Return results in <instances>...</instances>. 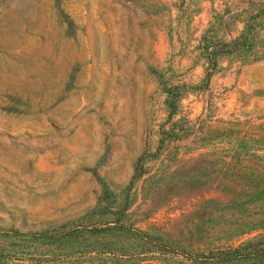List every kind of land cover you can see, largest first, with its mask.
Segmentation results:
<instances>
[{
  "label": "rangeland",
  "instance_id": "obj_1",
  "mask_svg": "<svg viewBox=\"0 0 264 264\" xmlns=\"http://www.w3.org/2000/svg\"><path fill=\"white\" fill-rule=\"evenodd\" d=\"M170 6L0 0L7 264H264V7L226 48L223 119L159 45Z\"/></svg>",
  "mask_w": 264,
  "mask_h": 264
},
{
  "label": "crops",
  "instance_id": "obj_2",
  "mask_svg": "<svg viewBox=\"0 0 264 264\" xmlns=\"http://www.w3.org/2000/svg\"><path fill=\"white\" fill-rule=\"evenodd\" d=\"M174 19L171 37L160 31L159 45L177 47V67L184 72V82L206 86L189 95L190 100L204 102L210 94L218 93L214 118L225 119L231 112L235 72L232 56L221 55L209 78L206 77L208 58L202 52L206 43H229L239 38L249 24L250 14L264 7V0H165ZM185 14V17L181 16ZM264 20V19H261ZM260 36L264 34V22L260 23ZM179 51V52H178ZM234 62V63H233ZM255 66L264 64V58L254 61ZM209 94V95H208Z\"/></svg>",
  "mask_w": 264,
  "mask_h": 264
},
{
  "label": "trees",
  "instance_id": "obj_3",
  "mask_svg": "<svg viewBox=\"0 0 264 264\" xmlns=\"http://www.w3.org/2000/svg\"><path fill=\"white\" fill-rule=\"evenodd\" d=\"M241 37L243 38L242 40L245 39L246 35L243 34L241 35ZM239 37V38H241ZM239 39H237L236 41H231L229 43H219V44H215V48L212 52H210L208 54V58L210 60V64L211 65H215L216 64V59L218 56H221V55H224V54H227V53H230L232 50H227L226 48L227 47H231V48H235V44L238 43ZM210 75V73H207V77ZM205 85V83H204ZM170 101V105H172V107H174V101H175V98L173 97L172 100H169ZM5 248L0 246V264H7L8 263V260L6 259L7 255L5 254Z\"/></svg>",
  "mask_w": 264,
  "mask_h": 264
}]
</instances>
